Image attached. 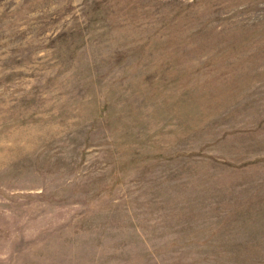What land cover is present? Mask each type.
I'll return each instance as SVG.
<instances>
[{"label": "rangeland", "instance_id": "1", "mask_svg": "<svg viewBox=\"0 0 264 264\" xmlns=\"http://www.w3.org/2000/svg\"><path fill=\"white\" fill-rule=\"evenodd\" d=\"M0 264H264V0H0Z\"/></svg>", "mask_w": 264, "mask_h": 264}]
</instances>
